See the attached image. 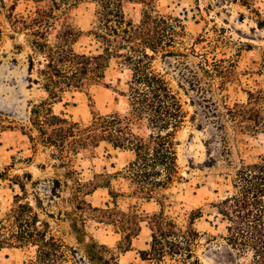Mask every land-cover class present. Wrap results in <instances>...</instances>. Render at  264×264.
Returning a JSON list of instances; mask_svg holds the SVG:
<instances>
[{"label":"trees","instance_id":"1","mask_svg":"<svg viewBox=\"0 0 264 264\" xmlns=\"http://www.w3.org/2000/svg\"><path fill=\"white\" fill-rule=\"evenodd\" d=\"M5 1L0 0V44L4 23L13 33L24 36L37 58L32 64L35 82L47 96L33 105L28 126H21L20 132L32 150L38 146L50 150L53 169L63 171L61 187L70 189L65 201L70 211L65 216L70 219L75 240L83 243L87 219L115 228L120 236L115 249L92 239L84 243L88 260L91 264H119L118 255L130 250L145 222L150 240L147 249L138 252L145 264H202L196 253L201 233L195 227L201 209L181 217L165 210L166 192L182 180L175 136L185 123L186 113L165 76L154 68V61L157 57L185 60L188 55H197L192 46H186L187 34L180 21L158 14L154 0H138L143 9L137 20L125 13L126 0H86L95 6L88 34L96 48L78 52L74 45L83 34L69 12L81 0H8L9 6ZM253 1L241 0V4L256 17L257 29L264 30V14L251 6ZM19 2L31 3L32 9L27 14L16 13ZM199 55L196 70L182 64L181 77L205 103L207 121L211 118L210 123L219 131L228 122L237 131L264 135V91L247 92L243 104L228 106L223 102L220 112L214 101L202 94H211L213 88L222 93L237 81L235 65L230 59L209 60L205 54ZM112 63L128 72L125 89L120 92L127 102L125 115L92 114L83 122L53 112L52 105L61 102L63 95L87 92L103 84ZM260 68L264 73V54ZM11 129L0 116V132ZM101 145L131 155L120 174L133 196L156 204V213L143 217L135 206L120 208L119 194L109 188V176L85 180L73 168L79 154L92 153ZM7 177L0 171L1 180L10 179ZM10 181L25 194L19 177ZM99 188L107 189L111 202L94 208L86 198ZM21 196H14L12 207L0 219V251L30 250L25 264H72L64 242ZM214 208L224 223L222 239L227 247L239 257L249 256V264H264V157L236 171L231 191Z\"/></svg>","mask_w":264,"mask_h":264},{"label":"rangeland","instance_id":"2","mask_svg":"<svg viewBox=\"0 0 264 264\" xmlns=\"http://www.w3.org/2000/svg\"><path fill=\"white\" fill-rule=\"evenodd\" d=\"M5 3L10 5L8 0ZM154 3L158 14L180 21L187 34L186 46H192L197 53L195 57L188 55L185 60L157 57L154 61V68L165 76L186 113L185 123L175 136L182 180L166 192V213L181 217L191 210L201 209V218L195 227L201 233L196 253L202 264H249V256H237L222 239L224 223L214 205L231 191V182L238 169L264 157V135L237 131L228 122L223 130H216L210 123L211 118L207 121L204 116L205 103L190 90L181 73L184 72L182 64L196 70L199 54H205L209 60L214 57L230 59L235 65L237 81L228 84L222 93L213 88L211 94H202V97H210L220 112L223 102L228 106L246 103L247 92L264 91V73L260 68L264 30L257 29L256 17L242 6L241 0L225 3L221 0H154ZM251 4L264 14V0H254ZM32 6L29 2H19L15 11L27 14ZM123 7L127 16L135 20L143 9L138 0H126ZM94 12V4L86 0L70 9L74 25L83 34L74 45L78 52L96 48L88 34L94 23ZM0 18L3 20L1 14ZM36 59L24 36L13 33L4 23L0 44V116L12 129L0 132V171H5L10 178L0 179V219L12 207L14 196L22 195L10 181L19 177L25 186V194L21 196L23 202L34 207L40 220L48 222L52 234L64 242L71 263L91 264L84 243L92 239L115 249L120 236L115 228L87 219L83 243L75 240L69 228L70 219L65 216V212L70 211L65 202L70 189L61 187L63 171L53 169L50 150L41 146L32 150L20 132L21 126H28L33 105L47 98L35 82L32 64H36ZM127 78L128 72L112 63L103 84L87 92L63 95L61 102L52 105V110L55 114L62 112L70 120L83 122L92 114L123 116L128 107L120 92L125 89ZM130 159L129 153L101 145L92 153L79 154L73 168L85 180L95 175L109 176V188L119 194L120 208L135 206L143 217L152 215L158 211L156 204L133 196L132 188L120 174ZM86 200L94 208H103L105 203L111 202L104 188L97 189ZM149 240L150 232L143 222L130 250L118 255L119 264H145L138 252L147 249ZM30 256V250H1L0 264H25Z\"/></svg>","mask_w":264,"mask_h":264}]
</instances>
